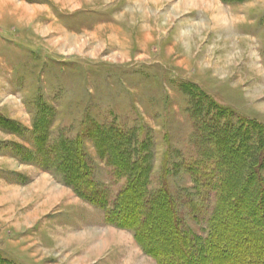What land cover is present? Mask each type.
<instances>
[{"label": "rangeland", "instance_id": "rangeland-1", "mask_svg": "<svg viewBox=\"0 0 264 264\" xmlns=\"http://www.w3.org/2000/svg\"><path fill=\"white\" fill-rule=\"evenodd\" d=\"M256 124L264 0H0V264H157L151 254L165 252L150 242L166 240L165 223L151 214L139 225L137 236L151 237L143 246L127 226L148 210L144 200L167 190L182 226L204 237L214 202L199 197L196 179L206 158L228 150V165L250 163L213 137L239 130L243 148L242 131L256 144ZM117 141L147 180L122 226L98 203L126 183L108 167ZM49 144L52 159L40 151Z\"/></svg>", "mask_w": 264, "mask_h": 264}, {"label": "trees", "instance_id": "trees-1", "mask_svg": "<svg viewBox=\"0 0 264 264\" xmlns=\"http://www.w3.org/2000/svg\"><path fill=\"white\" fill-rule=\"evenodd\" d=\"M246 123L251 124L250 121ZM254 126L258 133L257 142L256 144H249L247 130L242 131L241 136H243L245 143H243V148L239 139V130H234L233 132L221 130V136L213 137L217 147L226 146L234 142L237 148H241L244 151L250 163L247 164L242 161L234 166L228 165L230 159L228 150V152L221 153L216 149L215 155L212 154L208 157L209 159L206 158L209 168L203 170L202 182L196 179V183L200 188L199 197L203 198L204 201L213 199L214 202L211 212L206 215V235L204 237L199 238L192 231L182 226L181 217L177 209L174 208L172 197L167 190L163 189V191L155 194H149L148 199L144 200V203L148 205V210L142 211V214L139 215V223H130L127 226H131L130 229L134 232L136 240L143 246L142 243H149L148 241L151 237L144 233L140 237L137 236L139 225L148 223V216L151 214H155L157 224L165 223L161 235L166 240H157L156 244L150 242V247L158 245L161 251L165 252L161 254L160 250L155 249L151 254L157 264H255L252 261L255 259L259 260V262L257 261L258 263L264 264V255L257 257L252 252L253 249H259L264 253V242H262L264 239V186L261 180L257 183L254 180L259 175L258 170L264 169L262 164L264 162V127L261 124ZM243 128L247 129L248 127L243 126ZM118 134L116 133L115 136L118 137L120 135ZM102 136L104 137V135ZM102 136L100 135V139ZM120 137L121 135L118 138ZM102 141L107 142L104 139ZM124 141L126 142V140ZM119 142L115 143V149L120 156L118 157L115 152L108 155L109 159L113 158L115 160L117 157L118 161L112 164L108 163V167L112 169L117 178H126L125 186L111 202L110 200L105 202V198L103 200L99 198L98 200V203L103 207L107 203L111 204V207L105 210V216L108 224L112 226L125 225L128 222L125 219L126 214L129 212L128 209L140 202L139 195L141 194L138 192L140 190L142 193L147 183L144 176L146 168H144L140 160L131 162L129 149L124 142ZM52 150L51 144L40 148V151H45L46 155L52 154L50 159L53 158ZM122 158L123 160L119 161ZM245 164L247 167L244 166ZM248 166L250 170H248ZM68 167L65 166L64 168L62 165H57L53 169H56V172H61V169L69 171L71 167ZM81 167H84V165H81ZM245 167L248 170V177L246 184L244 183L242 189L239 190L240 185H242L240 182L242 181L243 183L242 174L244 172L242 173V171ZM193 173L194 175L198 174L196 171ZM251 178H253V181ZM87 189L92 191V188L88 187ZM248 192L251 196L247 199L246 195ZM92 193L90 192L91 196ZM89 200L94 202L92 197ZM156 208L157 211H155ZM135 213L136 211H134ZM118 216L123 217L124 223L122 222L123 220L111 221L113 217ZM222 222L230 223V225L226 229L228 232L226 234L222 233L220 237L218 226ZM227 241H233L235 243L234 247L238 248L240 254L227 251ZM219 246H222L223 249H218Z\"/></svg>", "mask_w": 264, "mask_h": 264}, {"label": "bare ground", "instance_id": "bare-ground-1", "mask_svg": "<svg viewBox=\"0 0 264 264\" xmlns=\"http://www.w3.org/2000/svg\"><path fill=\"white\" fill-rule=\"evenodd\" d=\"M64 42V41H63ZM71 43V42H70Z\"/></svg>", "mask_w": 264, "mask_h": 264}]
</instances>
